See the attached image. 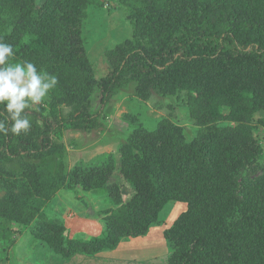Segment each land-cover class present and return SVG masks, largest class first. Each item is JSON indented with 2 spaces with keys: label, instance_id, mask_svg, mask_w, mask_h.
Wrapping results in <instances>:
<instances>
[{
  "label": "trees",
  "instance_id": "16d2710c",
  "mask_svg": "<svg viewBox=\"0 0 264 264\" xmlns=\"http://www.w3.org/2000/svg\"><path fill=\"white\" fill-rule=\"evenodd\" d=\"M110 2L131 31L104 51L108 72L98 77L84 27L91 8ZM0 41L13 46L10 63L58 79L27 133L0 135V264L28 227L63 259L95 257L148 234L177 203L186 210L163 232L167 264H264V0H0ZM129 85L142 100L183 96L193 138L166 118L154 129L135 120L117 154L67 171L57 140L93 127ZM61 107L70 109L62 119ZM57 193L84 200L100 234L71 237L63 218L47 215ZM86 194L107 207L96 211Z\"/></svg>",
  "mask_w": 264,
  "mask_h": 264
},
{
  "label": "rangeland",
  "instance_id": "374dc122",
  "mask_svg": "<svg viewBox=\"0 0 264 264\" xmlns=\"http://www.w3.org/2000/svg\"><path fill=\"white\" fill-rule=\"evenodd\" d=\"M114 3L104 4L98 12L91 8L87 24L84 27L87 54L95 63L98 77L105 76L108 72L103 63V53L114 48L130 37L131 26L126 18V12ZM49 98L42 103L47 102ZM186 99L182 96L168 97L152 93L147 100L134 96V86L129 85L124 90L118 91L107 104L103 115L89 130L65 131L57 142L65 148L67 171L76 166L84 165L91 161L96 162L106 154H117L119 147L128 141L137 125L146 129H154L162 118L169 119L175 126L183 129L186 141L193 138L196 128L187 119ZM70 109L61 107L60 119L67 117ZM263 142V139L261 140ZM264 163V153L257 162ZM253 167L249 177L255 179L261 172ZM130 195L132 194V189ZM1 196V193H0ZM87 201L94 205L96 211L107 206L101 198L85 195ZM127 196V195H126ZM47 215L53 213L58 218H63L71 237L88 238L98 236L101 224L97 219L86 217L84 200H78L73 194L57 193L46 208ZM186 205L177 203L165 211L159 226L151 227L148 234L139 238L123 241L112 252L102 253L95 257H78L66 260L52 253L45 245L42 249L35 248L38 244L30 233V227L22 233L15 234L13 248L7 252L8 260L2 264H167L171 255L168 242L163 236L164 230L171 227L173 220L183 211ZM42 244V243H41ZM1 256H4L2 253Z\"/></svg>",
  "mask_w": 264,
  "mask_h": 264
},
{
  "label": "clouds",
  "instance_id": "9594fccd",
  "mask_svg": "<svg viewBox=\"0 0 264 264\" xmlns=\"http://www.w3.org/2000/svg\"><path fill=\"white\" fill-rule=\"evenodd\" d=\"M14 56L13 46L0 41V110L7 116V120L0 119L2 136L27 133L33 106L41 105L58 83L54 74L38 70L31 61L10 63Z\"/></svg>",
  "mask_w": 264,
  "mask_h": 264
},
{
  "label": "crops",
  "instance_id": "0c3cea01",
  "mask_svg": "<svg viewBox=\"0 0 264 264\" xmlns=\"http://www.w3.org/2000/svg\"><path fill=\"white\" fill-rule=\"evenodd\" d=\"M42 245H44V244H41L40 242H38V244L34 246V248L32 249V251H33L35 248L42 249ZM77 256H78V257H85V258H89V257L82 256V255H77ZM98 256H101V254H100V255H98ZM73 263H74V264H77V263H75V262H73Z\"/></svg>",
  "mask_w": 264,
  "mask_h": 264
}]
</instances>
